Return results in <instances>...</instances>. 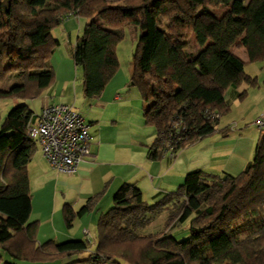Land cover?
I'll return each mask as SVG.
<instances>
[{
  "label": "trees",
  "instance_id": "1",
  "mask_svg": "<svg viewBox=\"0 0 264 264\" xmlns=\"http://www.w3.org/2000/svg\"><path fill=\"white\" fill-rule=\"evenodd\" d=\"M222 7L221 16L212 12ZM73 16L87 20L74 63L83 72L88 99L100 97L115 77L124 27L141 30L129 88L141 94L145 123L156 131L149 150L153 159L166 145L178 155L190 143L217 133L230 110L226 93L243 83L259 85L233 49H245L251 64L264 63V0H0V98L31 101L53 86L49 57L60 42L52 32ZM192 38L195 51H190ZM8 81L9 89H1ZM33 116L26 103L19 104L0 130V264H17L3 253L13 260L52 264L90 247L86 240L38 244V222H30L29 164L37 151L28 136ZM220 131L226 135L228 130ZM95 200L78 211L64 205L68 229L90 213ZM169 209L166 228L188 222L187 234H142ZM263 213L261 134L252 161L238 175L190 172L176 192L153 204L136 185H122L98 220L94 251L81 262L264 264ZM242 228L251 232L244 239L238 236Z\"/></svg>",
  "mask_w": 264,
  "mask_h": 264
},
{
  "label": "crops",
  "instance_id": "2",
  "mask_svg": "<svg viewBox=\"0 0 264 264\" xmlns=\"http://www.w3.org/2000/svg\"><path fill=\"white\" fill-rule=\"evenodd\" d=\"M73 18L78 22L80 21L76 16L70 17L69 20ZM86 23L87 21L85 25ZM62 27H64V33L69 36V43L72 45V32L70 31L72 26L65 22ZM75 45L76 43L72 46L75 48ZM233 52L246 63V73L257 78L259 85L258 87H251L243 83L237 89H230L226 93V101L236 105H243L244 103L245 114L251 116L250 119L253 120L255 126L254 122L257 117L264 113V64L261 67V73L248 72L247 65L251 63H249L246 50L234 48ZM132 75L133 70L129 79ZM55 76L53 86L37 98L41 102L39 111L35 109L34 105L37 99L25 103L34 114L40 113L42 108L47 105L64 103L73 106L91 124L92 157L80 164L77 173L67 176L52 169L38 148L29 164V177L31 176L30 171L36 164H46L50 170L57 174L55 186L60 190L63 201L65 204L71 205L75 211L81 209L90 198H96L90 213H88L94 214L89 222H94L96 227L100 216L113 206L114 195L124 184H134L139 187L143 193V199L149 204L177 191L178 183L175 170L178 165L176 159L178 155L175 158L159 157L153 159L150 157L149 150L155 141L156 131L152 134L149 133L148 127L150 125L145 123L144 102L141 104L140 96H132L129 92L128 94L122 93L125 87H129L127 80L116 83L113 80L100 97L88 99L84 93L83 80L72 88L70 86L72 81L68 77L62 75L60 78L58 72ZM244 92L246 95L240 99L239 95ZM236 130V128L234 130L229 129L223 137H228ZM248 131L249 129H241L240 133L234 134L236 145L231 149L219 150L221 152L214 153L211 161L206 162L207 164H204L203 161L193 164L196 168L194 171L200 170L219 176L221 174L213 173L217 172V169L231 175H238L243 172L252 161L256 145L261 137L257 130L251 137V134H247ZM37 152L40 153L38 161L36 160ZM31 182L32 180L30 184ZM101 207L105 209L101 210ZM95 213L99 214L97 218H95ZM90 226L92 224L83 227L79 240H86L85 231L91 234ZM72 228H74V223ZM39 232L40 230L38 235ZM95 238L98 242L97 228ZM92 242L95 240L91 237L89 244H94ZM94 249L89 247L86 252L91 254Z\"/></svg>",
  "mask_w": 264,
  "mask_h": 264
},
{
  "label": "rangeland",
  "instance_id": "3",
  "mask_svg": "<svg viewBox=\"0 0 264 264\" xmlns=\"http://www.w3.org/2000/svg\"><path fill=\"white\" fill-rule=\"evenodd\" d=\"M212 12H214L218 16H221L225 12V8L222 7L220 9H214L212 10ZM86 21L87 20L85 19H80V21L78 22L74 18L65 21L66 24H70L72 26L70 27V31L72 32V45L76 43L77 37L82 34ZM62 25L54 29V31L52 32L53 37L60 42V45L57 46L51 53L49 57V63L50 66H52V68L54 69L55 75L58 72L60 78L63 75L65 77H68L72 81L70 86H72L73 88L75 84L78 85L83 80V72L81 68L75 66L73 57L74 46L70 45L69 36H67V34L65 35L64 27H62ZM123 32L124 39L120 42L117 49L120 66L115 75L116 79H114L115 77L112 79V81L115 80L113 81L115 83L119 81L124 82L125 80H127V82L129 83V75L133 70L134 54L142 34L141 30L134 26L124 27ZM195 50H197V46L194 38H192L190 51ZM263 64L264 63H252L250 65L248 64L247 71L254 74L261 73V67L263 66ZM11 84V81L5 82L1 85V89L8 90ZM128 92L132 96H140V99L142 100L141 104H143L141 94L136 88L130 89L129 87H125L122 93L128 94ZM22 103L25 102L13 97L0 98V130L9 112L14 107ZM34 105L35 109L39 111L41 105L40 99H37ZM243 106L244 103L243 105L230 104V110L224 113L221 117L217 133L204 139L198 140L194 143H190L178 153V156L176 158L178 165L177 169L175 170L178 188L183 184L187 173H190L196 169L193 164H197L201 161H203L204 164H207L206 162H208L209 160L211 161V158L213 157L212 155L214 153L221 152L219 150H227L234 147L236 145L234 136L240 133L241 129H249L247 134H251L250 137L255 134L257 129L253 125V120L250 119L251 116H247L245 114V107ZM148 128L149 133L151 132L150 134L155 132V129L152 126ZM235 128L237 130L235 132H232L226 138L223 137V134L220 131L223 129L234 130ZM39 158L40 153L37 152L36 160L38 161ZM32 167L34 166L32 165ZM216 171L217 172L213 173L221 175L224 173L221 169H217ZM30 175V181L32 180L31 195L33 205V212L30 217V222H38V230H40L38 235V244L45 243L49 240H53L57 243L79 240L81 238L80 236L82 234L83 227L87 224H92V226L89 227V229L91 230L90 237H92L95 242H92L94 244H90V248H95V245L97 243L95 238L97 227L95 226L94 222H89L93 218L94 214H88L83 218H76L74 220V228H72V230L70 231V229H68V227L66 226L63 215V205L65 204V202L63 201V196L60 190H58L55 186V176H57V174L50 170L46 164H36V166L30 171ZM43 175L45 176L41 178V176ZM103 209L105 208L101 207V210ZM172 210L169 209L162 215L152 219V221L145 228L142 234L147 235L163 231L167 233H174L175 235H178V237L187 234L186 232L189 226L188 222L185 224H178L177 226L170 229L166 228L168 215ZM97 213H95V218L99 216V214ZM262 219L264 220V213L262 215ZM249 233H251L250 229L242 228L239 229L238 236L240 237V239H244L248 236ZM89 256L90 254L87 252L78 253L69 257L58 259L57 261L52 262V264H83L81 261L88 259ZM3 257L7 260L14 261L17 264H33L30 262L13 260L11 257L7 256L4 253ZM119 262L120 264H129L122 261Z\"/></svg>",
  "mask_w": 264,
  "mask_h": 264
},
{
  "label": "built area",
  "instance_id": "4",
  "mask_svg": "<svg viewBox=\"0 0 264 264\" xmlns=\"http://www.w3.org/2000/svg\"><path fill=\"white\" fill-rule=\"evenodd\" d=\"M214 118L219 115L213 114ZM260 134H264V113L254 122ZM91 124L71 105L52 104L34 114L28 125V136L37 144L50 167L60 174L72 176L91 152ZM177 155L166 145L160 157L175 158ZM86 241L91 242L90 233L85 231Z\"/></svg>",
  "mask_w": 264,
  "mask_h": 264
}]
</instances>
